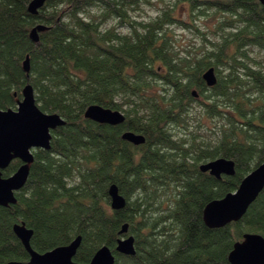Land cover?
I'll return each mask as SVG.
<instances>
[{
    "label": "trees",
    "instance_id": "16d2710c",
    "mask_svg": "<svg viewBox=\"0 0 264 264\" xmlns=\"http://www.w3.org/2000/svg\"><path fill=\"white\" fill-rule=\"evenodd\" d=\"M141 1L48 0L32 16L31 0H0V111L16 110L29 83L39 108L66 122L52 132L51 150L34 151L17 203L0 207V264H29L13 232L22 222L34 231L31 246L39 253L81 236L74 258L80 264H89L103 246L112 250L115 264H231L229 255L245 234L264 237V190L239 222L212 229L203 219L210 202L236 192L264 163V68L248 53L253 48L264 53V5L176 0L192 17L198 10L223 13L217 29H229L219 42H209L202 56L180 57L169 26L187 24L176 19L174 7L136 22L129 10ZM95 7L102 8L104 21L126 25L128 34L102 31V22L86 18ZM38 26L45 30L35 43L30 35ZM210 68L218 80L213 88L203 80ZM195 104L228 125L217 144L201 151L174 132ZM91 105L120 111L126 121L110 126L88 120L84 115ZM127 131L145 136L146 143L123 140ZM218 158L235 163L234 176L216 179L200 171V163ZM21 165L13 161L3 177ZM112 185L127 201L122 210L111 208ZM168 189L173 197L161 200V214L151 219L150 202ZM125 224L135 238L133 257L116 252Z\"/></svg>",
    "mask_w": 264,
    "mask_h": 264
},
{
    "label": "water",
    "instance_id": "95a60500",
    "mask_svg": "<svg viewBox=\"0 0 264 264\" xmlns=\"http://www.w3.org/2000/svg\"><path fill=\"white\" fill-rule=\"evenodd\" d=\"M48 0H31L28 12L37 16ZM264 5V0H259ZM45 28L38 26L31 32L33 42H39L38 33ZM23 68L30 72L29 57L23 63ZM203 80L209 88L217 85L214 68L203 74ZM23 99L16 110L0 111V207H8L17 203L16 194L21 192L28 182L30 166L35 161L34 151L51 150L52 132L65 126V120L58 114L43 112L36 103L35 90L31 84L23 89ZM194 97L198 95L194 92ZM85 118L98 124L118 126L126 121V116L120 111L106 109L100 105H91L85 112ZM123 140L141 146L146 143L143 135L127 131L122 135ZM19 160L22 165L10 177L4 178L5 171L13 161ZM202 173H209L216 179L223 176H234L235 163L232 160L218 158L199 166ZM264 190V163L249 173L242 181L238 190L229 193L223 199L210 202L204 210L203 219L209 228L220 229L231 223L242 220L250 206L258 199ZM110 205L112 210L119 211L126 207L127 201L120 194L117 185L109 188ZM15 236L23 244L29 254V264H80L74 261L81 246L82 237H77L67 246L57 247L46 253H39L31 246L34 231L24 222L13 226ZM129 224H125L119 235L116 252L128 257L136 254L135 238L128 236ZM116 258L108 246L101 247L89 264H115ZM231 264H264V237L260 234L248 233L242 241L234 245L229 255ZM7 264H19L9 262Z\"/></svg>",
    "mask_w": 264,
    "mask_h": 264
},
{
    "label": "rangeland",
    "instance_id": "374dc122",
    "mask_svg": "<svg viewBox=\"0 0 264 264\" xmlns=\"http://www.w3.org/2000/svg\"><path fill=\"white\" fill-rule=\"evenodd\" d=\"M166 7H174L176 19L182 20L187 24V26L178 24L169 26V35L171 36L170 42L174 46L175 52H177L180 57H184L185 55L191 57L196 55L202 56L204 50L210 47L209 42L217 43L223 36L229 33V29H225V31L217 29L218 25L223 22V13L211 9L198 10L193 12L194 16L192 17L188 12V6L176 0H143L138 7L129 10V16L136 22H148L162 14V12L159 11ZM201 11L203 12L199 13ZM103 14L101 7H95L89 9L85 17L89 19L92 18V20L94 19L97 23L102 22V31L116 28L117 33L121 35L128 34L129 29L126 25L120 27L118 22L113 18L104 21ZM248 53L251 60H255L264 68V53L262 51L253 48ZM156 89L158 90L160 88ZM124 109L127 110L128 107L124 106ZM227 129L228 125L226 119H211L205 115L203 109L198 104H195L184 126L176 127L174 132L178 135L179 139H184L190 144L195 142L196 147L201 151L203 149H209L217 144ZM186 148H189L188 145H186ZM201 164H203V162L200 163V165ZM160 194L162 195L155 197V199L150 202L152 203L151 214H149L151 219L161 214L159 202L163 199L173 197L169 189L163 190Z\"/></svg>",
    "mask_w": 264,
    "mask_h": 264
}]
</instances>
